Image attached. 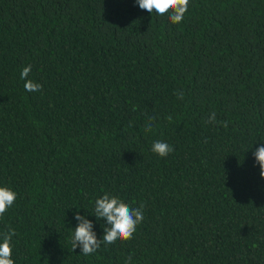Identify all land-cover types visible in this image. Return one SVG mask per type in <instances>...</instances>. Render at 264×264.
<instances>
[{
  "label": "trees",
  "instance_id": "obj_1",
  "mask_svg": "<svg viewBox=\"0 0 264 264\" xmlns=\"http://www.w3.org/2000/svg\"><path fill=\"white\" fill-rule=\"evenodd\" d=\"M29 64L41 91L24 88ZM261 145L264 0H189L179 24L136 0H0V186L17 193L0 233L16 232L15 264H264ZM104 192L143 202L144 219L84 256L75 213L102 239Z\"/></svg>",
  "mask_w": 264,
  "mask_h": 264
},
{
  "label": "clouds",
  "instance_id": "obj_2",
  "mask_svg": "<svg viewBox=\"0 0 264 264\" xmlns=\"http://www.w3.org/2000/svg\"><path fill=\"white\" fill-rule=\"evenodd\" d=\"M140 9L147 10L149 13L155 12L158 16L168 15L170 22L179 24L184 18V14L188 10L189 0H136ZM31 71V65L25 66L20 77L25 80L24 88L28 92L41 91L42 85L27 79ZM178 99H183L184 93H175ZM155 117H147V122L144 131L150 132L153 130V121ZM167 120L171 121L172 117L169 115ZM208 123L216 122V113L209 114ZM220 123L227 127L226 121ZM131 126V124L129 125ZM151 151L160 157H166L174 151L172 145L165 141L156 140L152 144ZM253 155L255 162L259 165L260 176L264 178V145L257 147ZM17 193L8 186H0V216L14 204ZM144 203L141 202L139 206L132 207L125 203L118 196L109 192L95 200V207L93 214L97 220L105 219L106 224L103 225L102 239H98L96 232L93 231V222L86 218V215H81L79 211L75 213V219L79 223L73 229L71 236L72 250H75L79 245L81 253L84 256H89L95 253L101 244L111 245L117 240H130L133 234L137 231V226L143 222L144 219ZM16 235L14 229L9 228L7 231L0 233V264H15L12 257V237ZM131 256L128 257L125 264H129Z\"/></svg>",
  "mask_w": 264,
  "mask_h": 264
}]
</instances>
